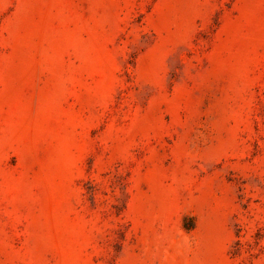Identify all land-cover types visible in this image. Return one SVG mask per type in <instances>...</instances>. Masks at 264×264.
<instances>
[{
  "label": "rangeland",
  "instance_id": "374dc122",
  "mask_svg": "<svg viewBox=\"0 0 264 264\" xmlns=\"http://www.w3.org/2000/svg\"><path fill=\"white\" fill-rule=\"evenodd\" d=\"M0 264H264V0H0Z\"/></svg>",
  "mask_w": 264,
  "mask_h": 264
}]
</instances>
